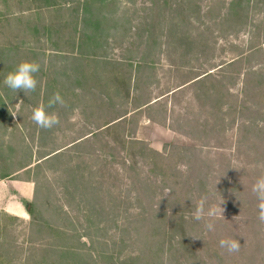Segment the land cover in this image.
I'll return each instance as SVG.
<instances>
[{
	"label": "rangeland",
	"instance_id": "374dc122",
	"mask_svg": "<svg viewBox=\"0 0 264 264\" xmlns=\"http://www.w3.org/2000/svg\"><path fill=\"white\" fill-rule=\"evenodd\" d=\"M52 1L0 0V80L41 66L34 92L0 85V181L31 182L37 210H0V264H197L169 245L182 217L201 264H264V0H107L112 28L85 31L103 35L102 64L69 44L78 4ZM54 92L59 124L41 129L31 111ZM228 237L238 252L219 247Z\"/></svg>",
	"mask_w": 264,
	"mask_h": 264
},
{
	"label": "trees",
	"instance_id": "16d2710c",
	"mask_svg": "<svg viewBox=\"0 0 264 264\" xmlns=\"http://www.w3.org/2000/svg\"><path fill=\"white\" fill-rule=\"evenodd\" d=\"M43 1L50 8H57L56 7L57 1H52V0H43ZM110 2L112 3V0H110ZM108 3H109V1H107V0H64L60 3L59 8H62L61 5H65L69 9L71 8V6L73 4H78L77 5L78 9L77 8L76 9H77V14H79L80 26L83 27V31L81 32L78 29L77 24H76L75 29H74L75 30V36L69 41V44H70V46H73V48L75 50L74 51L75 55L79 56L81 59H84V60L92 59V60H94V62H92V63H96L98 61V63L102 64L101 63L102 61H100V58H98V52H99L98 45L103 46L100 42V41L104 40V39H102L103 35H98V37H97V36H94L93 34H89L87 36V34H85V31H90V32L95 31V32H98L99 34H101V32L103 30H106V28L108 30L112 28V27H108L109 24H111L110 22L112 21L111 20L112 17H109V14L112 15L115 12H114L113 8L110 9V5H107ZM111 3H109V4H111ZM106 10H107V17L104 16ZM180 30L183 31L184 29H180ZM179 34H182V32H180ZM90 35H92V36H90ZM184 36H185L186 41H184V40H181V41H183L184 43H189V45L192 46L195 39H193L192 36L188 32H186L184 34ZM95 39H97V41ZM94 42H96V43L93 45ZM57 51H58L57 53H59L60 56H63V55H61L62 51H60L59 49H57ZM140 68H142L143 70L146 68H149V63L145 62V61L142 62V65H140ZM112 71H113V73L117 72V76L113 80L108 79V81L112 82V84L118 85L120 90L125 89L126 87H125L124 82L120 81L119 79L122 78L123 76H126V75L120 76L118 71H114V70H112ZM99 76H100L99 73H98V75H95L93 77L91 84H98L97 79L100 78ZM87 81H88V79H86L84 81V83H86ZM196 82H198V80L195 81V83ZM137 90L140 91L141 89H139V87H138ZM130 95H131L130 92L128 90H126L127 99H129L131 97ZM141 100L139 99V101H137V99H136L137 102H140ZM150 103H151L150 100L148 102L143 101L142 105L137 107V109L141 110L143 108H148L149 106H151ZM126 115H128V113L117 117V119H115L114 121H112L110 123H108V122L104 123L101 127H106L105 130H108L107 132L109 135V132L112 131L111 128L113 126H115L117 123H119ZM115 122H117V123H115ZM5 177H8V176H5ZM5 177H3V179ZM25 206L28 210V214L32 218H35L37 215V210H36L35 206L32 203H25ZM40 220H42V218H40ZM47 223L48 222H46V224ZM47 227H48V230H50L52 232L55 231L54 229H52V227L49 226V224H47ZM188 232L189 231H188V229L185 225V221L182 217L181 221H179L177 225L168 226V234L167 235L169 237H167L166 231H164V230L161 233V234H163V236L161 234H159L158 232L151 233L149 235L148 243L152 247L154 245H156L159 248H162L165 246V238L166 237L170 238V243H169L170 247L173 245H176V247H178L182 251H185L189 256L191 255V253L192 254L194 253V256H192V255L191 256L197 261V264H201L199 257L198 256L196 257V254H195V251L198 249V247L196 246L195 243H193L188 238ZM188 250H190V251H188Z\"/></svg>",
	"mask_w": 264,
	"mask_h": 264
},
{
	"label": "clouds",
	"instance_id": "9594fccd",
	"mask_svg": "<svg viewBox=\"0 0 264 264\" xmlns=\"http://www.w3.org/2000/svg\"><path fill=\"white\" fill-rule=\"evenodd\" d=\"M41 66L36 61H21L13 70L6 73L0 85L6 87L12 92L30 93L37 88L38 81L36 74L40 71ZM65 100L59 92H54L44 104L34 107L31 111V120L41 129H52L59 124V118L54 112L48 111L53 106L63 107ZM252 192L255 193L258 200V219L264 222V176L259 177L252 185ZM211 227V226H209ZM238 239L231 237L219 240V247L229 253L238 252L240 249Z\"/></svg>",
	"mask_w": 264,
	"mask_h": 264
},
{
	"label": "crops",
	"instance_id": "0c3cea01",
	"mask_svg": "<svg viewBox=\"0 0 264 264\" xmlns=\"http://www.w3.org/2000/svg\"><path fill=\"white\" fill-rule=\"evenodd\" d=\"M25 180L0 181V210L9 216L25 219L28 210L25 203H30L33 198L34 188Z\"/></svg>",
	"mask_w": 264,
	"mask_h": 264
}]
</instances>
